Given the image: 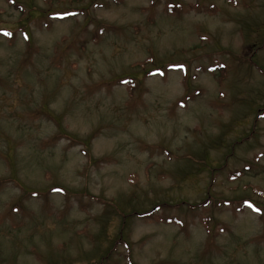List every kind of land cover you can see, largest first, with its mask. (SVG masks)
Here are the masks:
<instances>
[{
  "label": "rangeland",
  "instance_id": "obj_1",
  "mask_svg": "<svg viewBox=\"0 0 264 264\" xmlns=\"http://www.w3.org/2000/svg\"><path fill=\"white\" fill-rule=\"evenodd\" d=\"M0 264H264V0H0Z\"/></svg>",
  "mask_w": 264,
  "mask_h": 264
}]
</instances>
